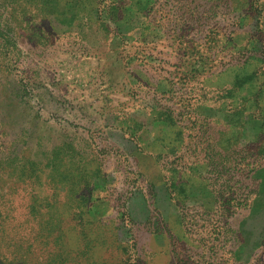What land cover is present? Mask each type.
<instances>
[{
  "label": "rangeland",
  "instance_id": "1",
  "mask_svg": "<svg viewBox=\"0 0 264 264\" xmlns=\"http://www.w3.org/2000/svg\"><path fill=\"white\" fill-rule=\"evenodd\" d=\"M11 157L0 264H264V0H0Z\"/></svg>",
  "mask_w": 264,
  "mask_h": 264
},
{
  "label": "trees",
  "instance_id": "2",
  "mask_svg": "<svg viewBox=\"0 0 264 264\" xmlns=\"http://www.w3.org/2000/svg\"><path fill=\"white\" fill-rule=\"evenodd\" d=\"M26 160L25 157H20L18 158L15 162H14V158H8L5 159L4 161H1L0 163H4L2 164V167L7 166L8 169L11 172V177H13L12 173H15L16 168L14 170V167H16V165H19V163H23L22 161ZM30 166V165H29ZM1 167V168H2ZM36 170V173L34 174L33 172ZM27 171L29 172V170L27 169ZM67 168L64 169L63 174L64 175H68L67 173ZM27 173V172H26ZM27 176V178L25 180L19 181V183L21 185H23V187L20 188V186H18V190L19 189H24L26 186L31 189V190H35L34 192L38 194L43 192V191H50L52 190L51 188L53 187L52 184L55 185L54 191L56 192V194L58 195V192L61 191V187H60V183L59 181H54V179H47L43 177L42 174V168H34V170H32L30 172V174H25ZM33 178L35 179L34 182H30L28 178ZM15 190H17V186L14 188ZM2 189L0 188V216H4V219L2 220H11L10 216L8 213H4L1 212V207L2 205H8L9 207H15L13 206V204H11V201L8 202V198L6 193H2L1 192ZM34 192L31 191V193H22L21 194V202L23 203V205L28 209V211L30 212H34L36 215L42 213L43 211L48 210L50 207H52V202L54 201L53 198V193H50L47 197H43L39 199V202L35 201L34 199ZM55 194V193H54ZM68 202V201H67ZM81 210V209H79ZM4 214V215H3ZM3 225V227L1 228L2 231L6 232L8 230H11L12 227H9L10 224H7L5 221H3V223L1 224ZM33 229H36V231L38 232V234L42 233L41 231L45 232V227L44 225L37 224L36 222L34 224H32L31 226ZM57 229V228H56ZM54 229L53 232L58 231ZM5 233H2V235ZM45 237V235H44Z\"/></svg>",
  "mask_w": 264,
  "mask_h": 264
},
{
  "label": "crops",
  "instance_id": "3",
  "mask_svg": "<svg viewBox=\"0 0 264 264\" xmlns=\"http://www.w3.org/2000/svg\"><path fill=\"white\" fill-rule=\"evenodd\" d=\"M60 170H61V169H60ZM63 171H64V169L62 170V175L64 176Z\"/></svg>",
  "mask_w": 264,
  "mask_h": 264
}]
</instances>
